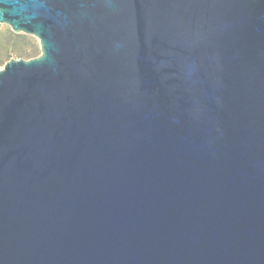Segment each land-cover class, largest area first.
Here are the masks:
<instances>
[{"label": "water", "instance_id": "1", "mask_svg": "<svg viewBox=\"0 0 264 264\" xmlns=\"http://www.w3.org/2000/svg\"><path fill=\"white\" fill-rule=\"evenodd\" d=\"M0 264H264V0H0Z\"/></svg>", "mask_w": 264, "mask_h": 264}, {"label": "rangeland", "instance_id": "2", "mask_svg": "<svg viewBox=\"0 0 264 264\" xmlns=\"http://www.w3.org/2000/svg\"><path fill=\"white\" fill-rule=\"evenodd\" d=\"M12 34H15L14 32L11 31V29L9 28V26L5 25V24H0V38L2 39H6L8 44L12 47L14 45H19L21 47H31V48H36V50H38V54L40 53L39 51V44H38V40L33 37L32 35H27V34H16V35H20L21 37L15 39L14 37L11 36ZM11 58H18L16 56H14L13 53H9L8 56L5 54V51L3 49V47L0 46V68L3 66L4 62L8 60V57ZM23 59H28L23 57Z\"/></svg>", "mask_w": 264, "mask_h": 264}, {"label": "trees", "instance_id": "3", "mask_svg": "<svg viewBox=\"0 0 264 264\" xmlns=\"http://www.w3.org/2000/svg\"><path fill=\"white\" fill-rule=\"evenodd\" d=\"M11 36L14 37L15 39L21 37L20 35H16V34H12L11 33ZM0 46L3 47L4 51H5V54L8 56L9 53H13L14 56L18 57V58H33V57H36L38 55V50H36V48H31V47H21V46H17V45H14V46H10L7 42L6 39H2L0 38ZM11 57L9 56L8 57V60L10 59ZM6 62V61H5ZM4 62V63H5Z\"/></svg>", "mask_w": 264, "mask_h": 264}]
</instances>
